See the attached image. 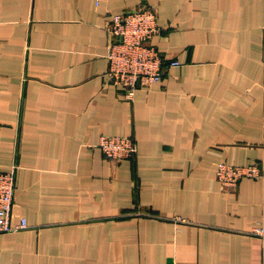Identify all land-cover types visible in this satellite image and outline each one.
<instances>
[{
    "label": "crops",
    "instance_id": "crops-1",
    "mask_svg": "<svg viewBox=\"0 0 264 264\" xmlns=\"http://www.w3.org/2000/svg\"><path fill=\"white\" fill-rule=\"evenodd\" d=\"M158 12L169 67L127 101L107 21ZM264 0H0V264H264ZM131 137L114 161L102 136ZM262 175L224 187L217 164Z\"/></svg>",
    "mask_w": 264,
    "mask_h": 264
},
{
    "label": "built area",
    "instance_id": "built-area-1",
    "mask_svg": "<svg viewBox=\"0 0 264 264\" xmlns=\"http://www.w3.org/2000/svg\"><path fill=\"white\" fill-rule=\"evenodd\" d=\"M105 29L109 36L107 79L123 91L127 101H134L137 90L149 89L161 81L167 68L180 65L163 57L152 44L161 31L158 12L154 8L143 7L116 15L107 21ZM99 145L104 155L114 161L130 159L138 152L131 137L104 135ZM17 169L15 166L8 172L0 170V234L30 228L25 219L18 225L12 224ZM261 175L262 169L258 165L237 166L220 162L216 168L217 180L228 188L237 187L243 178ZM252 234L264 238V227L254 229Z\"/></svg>",
    "mask_w": 264,
    "mask_h": 264
}]
</instances>
